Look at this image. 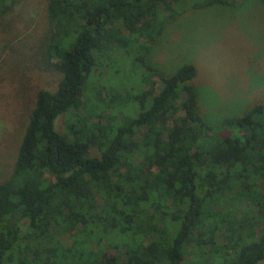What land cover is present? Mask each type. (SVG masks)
Here are the masks:
<instances>
[{"label": "trees", "instance_id": "1", "mask_svg": "<svg viewBox=\"0 0 264 264\" xmlns=\"http://www.w3.org/2000/svg\"><path fill=\"white\" fill-rule=\"evenodd\" d=\"M21 1L0 0V19ZM178 1L46 0L41 56L59 79L36 92L0 182V264H37L41 254V264H68V249L47 246L77 234L115 252L80 264H185L189 247V264L264 260V103L209 124L189 83L193 65L165 74L146 58ZM132 43L142 51L133 93L111 88L102 65ZM236 201L250 208L236 211Z\"/></svg>", "mask_w": 264, "mask_h": 264}, {"label": "rangeland", "instance_id": "2", "mask_svg": "<svg viewBox=\"0 0 264 264\" xmlns=\"http://www.w3.org/2000/svg\"><path fill=\"white\" fill-rule=\"evenodd\" d=\"M191 4L186 0L176 3L175 15L164 20L163 33L146 58L165 74L185 63L193 65L195 76L189 83L198 90L200 115L209 124L222 116H240L252 105L264 103V3L228 0L226 4L207 7ZM45 6L46 0H22L0 19V182L11 171L36 92L54 90L59 79V74L41 56L49 32ZM160 14L162 18L167 16L165 11ZM141 54L135 43L106 54L102 65L110 76L111 88L123 86L131 87L132 93L140 91L142 73L141 68L135 67V59ZM100 68L97 65L94 70ZM151 80L155 89L159 88L160 79L155 76ZM130 107L136 109L132 105L127 109ZM54 127L61 131V118L55 120ZM91 155H95L94 151ZM235 203L236 211L248 206L245 201ZM215 233V241L224 243V232ZM70 238L55 237L52 245L47 246L50 250L63 248L62 253L68 249V264L87 261L86 254L91 260L100 252L115 254L105 245L106 250L102 246L91 247L95 235L86 238L77 234ZM72 241L77 243L72 246ZM121 241L117 237L116 243ZM190 258L189 247L184 252L185 264H189ZM45 259L47 255L41 254L37 264ZM50 260V264L63 261L57 257ZM258 264H264V260Z\"/></svg>", "mask_w": 264, "mask_h": 264}]
</instances>
